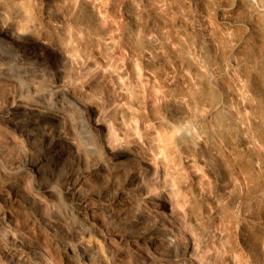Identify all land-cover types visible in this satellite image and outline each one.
Segmentation results:
<instances>
[{"label":"rangeland","instance_id":"rangeland-1","mask_svg":"<svg viewBox=\"0 0 264 264\" xmlns=\"http://www.w3.org/2000/svg\"><path fill=\"white\" fill-rule=\"evenodd\" d=\"M222 3L0 0V264H264V0Z\"/></svg>","mask_w":264,"mask_h":264},{"label":"bare ground","instance_id":"bare-ground-1","mask_svg":"<svg viewBox=\"0 0 264 264\" xmlns=\"http://www.w3.org/2000/svg\"><path fill=\"white\" fill-rule=\"evenodd\" d=\"M240 1H247L248 3L251 0H224V3L220 4L217 7V12H226L227 10L232 9L235 5ZM247 3V4H248ZM238 5V4H237ZM237 8V7H236ZM257 9V8H256ZM262 10H264V4L262 5ZM231 11V10H230ZM259 14V13H258ZM49 88V87H48ZM56 92V91H55ZM61 92V91H60ZM51 93V92H50ZM53 93V92H52ZM51 93V94H52ZM64 94V93H63ZM62 96V95H60ZM58 97V96H57ZM66 97V96H65ZM70 100V99H67ZM206 114L207 116L214 117L219 111L223 109V104L220 100L214 99L213 93L210 97L209 102L206 104ZM204 113V112H203ZM165 125L176 131V137L177 139H180L183 135L186 133L187 124L182 119H176V120H167L165 121ZM164 125V126H165ZM246 142V141H245ZM145 239V238H144Z\"/></svg>","mask_w":264,"mask_h":264}]
</instances>
